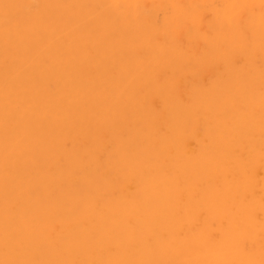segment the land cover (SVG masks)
Wrapping results in <instances>:
<instances>
[{
  "label": "bare ground",
  "instance_id": "6f19581e",
  "mask_svg": "<svg viewBox=\"0 0 264 264\" xmlns=\"http://www.w3.org/2000/svg\"><path fill=\"white\" fill-rule=\"evenodd\" d=\"M143 2L0 0V264H264V0Z\"/></svg>",
  "mask_w": 264,
  "mask_h": 264
},
{
  "label": "rangeland",
  "instance_id": "374dc122",
  "mask_svg": "<svg viewBox=\"0 0 264 264\" xmlns=\"http://www.w3.org/2000/svg\"><path fill=\"white\" fill-rule=\"evenodd\" d=\"M151 1H154L153 3H155V0H151ZM148 2L150 3V0H147V1L144 0V2H143V4H146V5H147V6L145 5V6H146V9L149 7V5L153 4V3L148 4ZM150 9H152V8L150 7ZM148 11H149V9L147 10V15H148V13H150V15H152V13H151V12H148ZM150 11H151V10H150ZM207 14H208V15H207ZM150 15H149V16H150ZM160 15H161V14H160ZM206 15H207V18L209 19V17H210L211 14H210V13H206ZM206 15H205V17H206ZM207 18H206V19H207Z\"/></svg>",
  "mask_w": 264,
  "mask_h": 264
}]
</instances>
